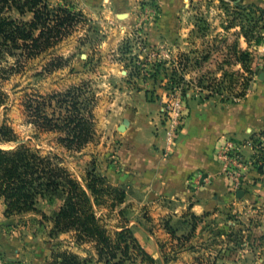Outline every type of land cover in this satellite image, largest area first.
<instances>
[{
    "label": "rangeland",
    "instance_id": "1",
    "mask_svg": "<svg viewBox=\"0 0 264 264\" xmlns=\"http://www.w3.org/2000/svg\"><path fill=\"white\" fill-rule=\"evenodd\" d=\"M49 2L74 5L88 23L40 57L0 62V90L6 98L0 116L21 142L76 178L94 171L113 182L109 175L119 167L120 134L130 122L127 116L119 125L118 120L129 97L159 102L173 134L180 133L194 107L218 114L264 101V0ZM59 57L62 65L49 70L48 63ZM74 86L83 88L81 99L91 103L96 129L84 147L69 149L60 144L58 132L41 131L32 123L26 102ZM215 153L230 189L214 210L195 217L189 204L180 211V202L165 199L163 211L133 199L109 213L111 225L131 227L157 264H264V127L243 140L221 136ZM208 181L199 177L200 185ZM238 190L245 194L238 196ZM63 202L62 196L40 200L46 220L41 213L7 217L0 203V264H58L54 253L61 252L78 256L70 264H107L95 241L78 240L73 230L51 232ZM127 264L150 263L139 258Z\"/></svg>",
    "mask_w": 264,
    "mask_h": 264
},
{
    "label": "trees",
    "instance_id": "2",
    "mask_svg": "<svg viewBox=\"0 0 264 264\" xmlns=\"http://www.w3.org/2000/svg\"><path fill=\"white\" fill-rule=\"evenodd\" d=\"M27 14H31L29 19L24 18ZM86 23L84 12L74 5L52 6L49 0H0V62L8 57L16 58V63L40 57ZM62 63L63 57L53 59L48 69ZM82 89L74 86L63 93L37 94L26 102L32 123L41 131L58 132L60 144L69 149L84 147L95 134L91 103L81 99ZM5 99L0 90V106ZM13 142H17L15 147H5ZM59 196L64 202L55 214L51 232L73 230L78 240L95 241L100 260L107 264H127L139 258L157 264L131 227H114L109 222V213L125 202L126 188L94 171L83 179L74 177L52 157L21 142L16 130L0 116V199L6 205L5 215L41 213L46 220L38 206L40 200ZM54 258L58 264L78 261L71 252L54 253Z\"/></svg>",
    "mask_w": 264,
    "mask_h": 264
},
{
    "label": "crops",
    "instance_id": "3",
    "mask_svg": "<svg viewBox=\"0 0 264 264\" xmlns=\"http://www.w3.org/2000/svg\"><path fill=\"white\" fill-rule=\"evenodd\" d=\"M258 100L246 103L238 112L216 114L194 107L180 133L173 134L171 124L162 120L159 102H136L129 97L118 120V125L125 116L130 120L120 134L119 167L109 175L113 182L128 188L122 205L135 199L164 211L167 207H162V202L167 199L180 202V211L189 204L197 216L214 210L220 196L230 189L216 158L218 140L221 136L243 140L262 129L264 101ZM199 175L209 181L200 185Z\"/></svg>",
    "mask_w": 264,
    "mask_h": 264
},
{
    "label": "water",
    "instance_id": "4",
    "mask_svg": "<svg viewBox=\"0 0 264 264\" xmlns=\"http://www.w3.org/2000/svg\"><path fill=\"white\" fill-rule=\"evenodd\" d=\"M121 17H126V16H128V14H126V13H120L119 14ZM260 77L261 78H264V72H262L261 74H260ZM245 194V191L244 190H238L237 191V195L238 196H243Z\"/></svg>",
    "mask_w": 264,
    "mask_h": 264
},
{
    "label": "built area",
    "instance_id": "5",
    "mask_svg": "<svg viewBox=\"0 0 264 264\" xmlns=\"http://www.w3.org/2000/svg\"><path fill=\"white\" fill-rule=\"evenodd\" d=\"M178 104V106H180V104L179 103H177ZM169 107H170V105H169ZM181 107V106H180Z\"/></svg>",
    "mask_w": 264,
    "mask_h": 264
}]
</instances>
